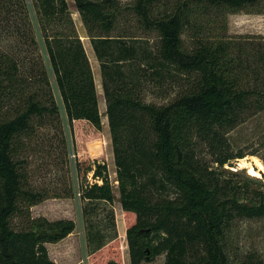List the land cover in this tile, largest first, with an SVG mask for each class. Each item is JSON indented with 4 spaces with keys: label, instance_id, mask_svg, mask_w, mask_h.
<instances>
[{
    "label": "trees",
    "instance_id": "1",
    "mask_svg": "<svg viewBox=\"0 0 264 264\" xmlns=\"http://www.w3.org/2000/svg\"><path fill=\"white\" fill-rule=\"evenodd\" d=\"M162 1L130 6L141 24L159 33L153 54L137 38L111 34L123 9L119 0H75L101 64L131 264L161 254L165 264H264L252 255L234 263L226 249L234 221L264 219V184L254 185L260 178L226 174L227 164L248 154L233 146L229 133L264 111V35L210 37L201 28L226 11L263 12L264 0H166L157 11ZM188 26H200L191 48L183 37ZM11 37L18 43L7 49L3 41ZM183 75L188 85L166 103L139 94L144 76L177 84ZM62 107L91 263L124 264L113 210L107 232L90 216L101 201L113 205L115 193L94 72L69 3L0 0V264H60L47 244L76 228L71 218L33 215L34 205L61 195L34 187L26 167L30 146L24 139L38 126L59 127ZM93 170L102 183L88 181Z\"/></svg>",
    "mask_w": 264,
    "mask_h": 264
},
{
    "label": "rangeland",
    "instance_id": "2",
    "mask_svg": "<svg viewBox=\"0 0 264 264\" xmlns=\"http://www.w3.org/2000/svg\"><path fill=\"white\" fill-rule=\"evenodd\" d=\"M67 1L94 72L102 117L105 162L115 193L113 205L101 201L94 211L91 212L92 214L90 216L96 220L95 223L98 224L97 227L107 232L106 226L110 223L108 214L111 209L113 210L120 239L121 259L124 264H131L126 234V218L121 202V193L119 191L117 165L115 162L112 134L107 115V103L103 89L101 64L95 53L89 31L78 10L75 0ZM119 1L123 9L120 19L111 34L114 36L122 35L129 38H137L138 40H136V43L142 47L141 49L155 54L159 46L158 31L146 28L131 11L130 6L135 0ZM29 3L31 4V0H29ZM165 8L166 0H163L161 4L157 5V11L162 12ZM262 8H264V2ZM216 17L217 21L213 22L211 26H201L204 34L210 37L216 34H228L231 36L247 34L264 35V10L260 13L246 11L234 13L226 11L221 14L220 19L219 16ZM206 18L207 15L203 16L201 19L207 21ZM196 27L200 26H188L183 33L185 45L187 47L191 48L194 44L193 36L197 29ZM11 38L12 39L3 41V46L7 49L8 45L5 46L6 44L18 43V41H14L15 39L13 37ZM143 53L146 52L144 51ZM45 58L49 66L50 63L47 56ZM128 64H131V62ZM135 66L138 72L142 71V67L139 68L138 64ZM127 67L129 68L128 70L131 69L130 65ZM146 71L149 72L150 69ZM142 72L144 73L145 71ZM188 83L189 80L187 75L181 76L177 84L172 83L171 80L160 82L157 80L156 76H144L139 85V94L147 102L157 104L166 103L180 91H183ZM56 91L58 100L62 104L58 90L56 89ZM61 114L62 122L59 124V127L63 130V137H61L62 134L59 131V127L44 125L38 126L35 134L24 139L25 145L30 146L29 153L27 152L28 162H26V167L29 171L30 182L34 187L38 189L44 188L48 190L52 196H54V194L61 195V197H52L48 199L44 204L45 211L48 214L47 217L51 220L71 218L76 221V228L69 236L57 243L47 244L51 257L60 264H92L89 255L91 250V245L88 240L89 226L86 217L83 215V206L85 203L80 197L81 188L75 169L73 138L63 107ZM64 137L67 140V153L65 151L64 142L62 141ZM229 137L235 148H243L248 154L243 158L235 160L233 165L227 164L226 174L231 175L230 177L234 179L243 180L249 174L254 175L251 173V169L256 168L258 175L254 176L259 177L261 181L254 183V185L264 184V111L248 118L245 122L232 130L229 133ZM258 161L262 163V166L259 165ZM93 175L94 170L89 173L88 181H98L102 183L101 179H96ZM68 192H72L73 196L67 197L66 194ZM226 249L234 263H239L251 255L255 258L264 259V219L241 218L234 221L227 234ZM165 259V254H161L155 259L145 260L141 264H165ZM194 264L201 263L196 261Z\"/></svg>",
    "mask_w": 264,
    "mask_h": 264
},
{
    "label": "crops",
    "instance_id": "3",
    "mask_svg": "<svg viewBox=\"0 0 264 264\" xmlns=\"http://www.w3.org/2000/svg\"><path fill=\"white\" fill-rule=\"evenodd\" d=\"M47 200H45L39 204H36L32 207V211H33L35 216H38V215L47 216L48 215L47 212L45 211V206H44V204L47 202Z\"/></svg>",
    "mask_w": 264,
    "mask_h": 264
},
{
    "label": "bare ground",
    "instance_id": "4",
    "mask_svg": "<svg viewBox=\"0 0 264 264\" xmlns=\"http://www.w3.org/2000/svg\"><path fill=\"white\" fill-rule=\"evenodd\" d=\"M254 158H256V157H254ZM257 160H258V159H257ZM258 163H259V165L262 166V163H261L260 161H258ZM258 163H256V164H258ZM247 164H248V163H247ZM251 173L254 174V175H258V173H257V171H256V168H255V169L252 168V169H251Z\"/></svg>",
    "mask_w": 264,
    "mask_h": 264
}]
</instances>
